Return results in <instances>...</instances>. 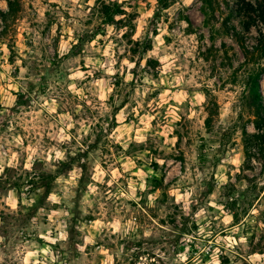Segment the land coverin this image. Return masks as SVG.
<instances>
[{"label": "rangeland", "instance_id": "rangeland-1", "mask_svg": "<svg viewBox=\"0 0 264 264\" xmlns=\"http://www.w3.org/2000/svg\"><path fill=\"white\" fill-rule=\"evenodd\" d=\"M17 3L0 264H264V0Z\"/></svg>", "mask_w": 264, "mask_h": 264}, {"label": "trees", "instance_id": "trees-1", "mask_svg": "<svg viewBox=\"0 0 264 264\" xmlns=\"http://www.w3.org/2000/svg\"><path fill=\"white\" fill-rule=\"evenodd\" d=\"M240 1L241 0H235V2H233L234 3L233 4L234 6L233 5L232 6H229L227 0H223V3H226V5L228 7H230V10L231 11H233L232 8H236V10L240 11L242 9V6L240 5ZM171 3H174V0H170L169 3L167 2V0H158V4H160V9L167 8ZM219 4H220L219 2L214 1L212 3V6L210 4V7H212L211 10H214V11L215 10H218L219 9ZM7 5H8V11L7 12L4 13V12L0 11V16H1L3 22H6V19L8 18V16H10L12 14H15L17 12V5H18L17 0H8L7 1ZM262 7H263V9L260 8V10H261V13L260 14L262 16V19L264 20V5H262ZM202 13L204 14V10H202ZM228 22L229 21L225 18L224 21H223V23H222V25H223L226 33H228L229 35H231L232 37H234L235 40H236V42H238V44L241 47L242 44H241V41L239 39L240 37L238 35L237 30L235 29L234 26H229ZM246 28L248 29V27H246ZM244 54L246 56H248L250 54V52L247 50V52L245 51ZM260 73H264V69H262ZM260 73H259V75H260ZM251 86H252L253 92H257V91H255V89L258 88V84L256 82H252L251 83ZM254 99L255 98H253V101H254ZM254 109H255L256 116H258L257 109L256 108H254ZM256 118H259V117H256Z\"/></svg>", "mask_w": 264, "mask_h": 264}, {"label": "clouds", "instance_id": "clouds-1", "mask_svg": "<svg viewBox=\"0 0 264 264\" xmlns=\"http://www.w3.org/2000/svg\"><path fill=\"white\" fill-rule=\"evenodd\" d=\"M59 155V154H58Z\"/></svg>", "mask_w": 264, "mask_h": 264}]
</instances>
